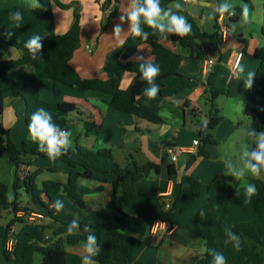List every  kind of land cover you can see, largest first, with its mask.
<instances>
[{
    "label": "crops",
    "instance_id": "obj_1",
    "mask_svg": "<svg viewBox=\"0 0 264 264\" xmlns=\"http://www.w3.org/2000/svg\"><path fill=\"white\" fill-rule=\"evenodd\" d=\"M68 5L67 9H60L52 4V23L43 25L37 31L38 35L45 37L42 53L37 59H32L25 66L11 69L8 76L16 81L26 82L35 86L41 99L50 103H72L76 111L67 115L68 131L71 132V144L68 149L76 145L88 149L107 148L112 152L114 161L122 168L137 164L154 163L159 170L151 173L147 178L137 183L136 199L126 209L127 220L132 232L136 234L139 228L140 216L144 218V231L140 236L143 242L133 253L128 264H205V241L193 232L194 216L200 206L206 203V186L219 171H226V162L232 161L240 165L242 146L251 148V139L247 130L251 128L250 119L244 114V105L250 100L249 89L244 88V81L238 80L233 72V63L238 54H241L239 65L248 72L256 73L259 60L255 53H264V0H250L249 23L243 24L242 15L238 21H229L231 15L225 14L223 18L217 14L212 26L206 19L212 7L222 0H199L198 3L184 4L183 10L175 9L176 3H170L178 14H186L195 22L201 36L196 39V51L183 48L178 43L162 41L170 51L181 56L179 72L191 76V86L174 97L148 99L145 93L137 97V104L158 112L162 123L154 124L123 112H113L107 107L109 98L98 92H80L65 86H60L61 96L55 97L52 93L53 81L42 78L40 72L50 58L51 39L55 35L66 33L72 22L73 12L77 9L80 14V45L70 60V66L82 79L105 80L102 72L106 57L119 48L117 41L112 37L113 27L119 22L122 11L126 8L127 0H109V5L102 9L107 0H59ZM235 8L246 4L243 0H229ZM20 7L32 9L29 0H0V10ZM113 9L115 17L107 22V16ZM186 13V14H185ZM220 24L224 26L226 34L221 36ZM236 24V31L231 26ZM215 25L218 28L215 36ZM102 26L106 29L101 33ZM122 27L125 31L128 24ZM129 35L126 36V39ZM219 42V49L216 48ZM20 52L14 48L0 49V62L13 61L20 58ZM137 56H143L153 61L151 47L140 45L136 52L123 63L126 71L120 82V88L126 89L133 78L140 74ZM213 60L215 65L212 71V88L219 92L214 99L218 116L222 117L219 124L212 130L215 144L193 146L198 140L200 125H206L211 112L212 93L207 81L202 77L203 63ZM208 76V75H207ZM229 76L231 79L228 80ZM207 78V77H206ZM205 78V79H206ZM93 122L92 130L87 132L86 122ZM0 131H4L14 146L21 150L23 143L25 151L32 149L39 154L22 158V164L35 173L33 185L41 189L45 182L64 184L67 180L68 166L62 157L50 159L45 153L38 151V144L29 135L25 124V106L18 97L4 99V107L0 115ZM176 152L177 158L171 161L167 150ZM203 149L205 156H199L198 151ZM192 162L187 166L188 162ZM20 165V166H21ZM173 166L176 172V181L168 179V168ZM19 169V168H18ZM16 167L10 161L6 151L0 154V182L7 185L8 194L16 174ZM227 182L234 187L235 193L229 204V214L222 222L225 228L227 222L231 228L239 223L253 221L257 214L253 207L252 196L246 194L245 183L256 187L257 195H262L261 183L264 174L259 178L249 174L243 181H237L226 176ZM197 182L200 185L198 196H193L191 188ZM79 183L86 189L83 195V204L89 211L112 218L113 214L121 208L120 192L113 195L112 186L100 184L95 181L80 179ZM171 193L172 208L167 226L169 235L162 240L153 241L149 235L151 226L160 221L164 212L161 195ZM7 194V196H8ZM18 210L15 214L20 222L12 227L14 245L27 238L33 242L54 241V230L58 227L50 217L44 214L50 209L56 214L53 207L54 199L51 195L41 193L38 203L34 202L30 193L24 189L19 191ZM13 195V193H12ZM13 218L10 210L0 209V264H15V258L6 259L4 254V231L6 225ZM40 227L43 228L41 231ZM84 229V228H83ZM83 229L78 234H88ZM230 228H228L229 230ZM12 247V249H13ZM11 253L12 251H7ZM64 264H83V243L65 247ZM37 256L40 260L36 263ZM42 256L34 254L33 264H41Z\"/></svg>",
    "mask_w": 264,
    "mask_h": 264
},
{
    "label": "trees",
    "instance_id": "obj_2",
    "mask_svg": "<svg viewBox=\"0 0 264 264\" xmlns=\"http://www.w3.org/2000/svg\"><path fill=\"white\" fill-rule=\"evenodd\" d=\"M180 0H161V6L168 8L170 3ZM247 5L250 0H243ZM42 8L24 9L14 7L0 10V49L14 48L20 52L17 60L0 62V115L4 107V99L7 97H18L25 106V124L28 127L32 114L39 108H44L52 114L53 121L60 128L68 130L66 117L75 112L76 107L72 103L60 102L50 104L41 99L38 89L26 82L16 81L8 76V71L14 68L25 66L32 61L27 49L24 47L29 37L36 35L40 27L52 23V4H56L60 9H67L69 6L62 4L59 0H40ZM109 5V0L102 6V9ZM20 10L23 13V23L18 29L9 28L10 12ZM236 15H231L229 21L235 23L241 16L242 8H235ZM116 10L107 16V22L115 17ZM186 14V13H185ZM189 23L192 25V34L186 37L169 35L167 39L159 35H150L147 41L140 38H133L131 35L126 39L123 47L109 53L106 57L102 72L106 75L105 80L82 79L70 66V60L74 52L80 45V14L77 9L73 12V22L69 30L63 35H55L51 39V52L48 62L40 72L42 78L52 80V93L55 97L61 96L60 86H65L80 92H98L109 98L107 107L113 112H123L137 118L146 120L154 124L162 123L158 112L137 104V97L145 93L148 87L146 81L141 78V74L136 75L128 87L124 90L120 88V82L126 71L123 63L130 58L142 44L151 47L153 63L160 68V74L156 78V83L160 87L158 96L160 98L174 97L191 86L193 78L182 75L179 72L181 56L167 49L162 41L178 43L183 48H190L196 51V39L201 36L195 22L186 14ZM106 26H102L101 33ZM215 36L218 28L215 25ZM12 31L14 34L8 39L6 33ZM145 31L152 30L145 26ZM219 42L216 48L219 49ZM255 58L259 60V66L254 76L253 86L249 89L250 100L244 105V114L251 121V129L256 131L264 130V53H255ZM215 72V69L212 71ZM212 93L211 112L206 125H200L198 129V143L203 145L215 144L212 130L219 124L222 117L218 116V110L214 99L219 92L209 87ZM86 130L89 132L95 125L93 122H86ZM0 137V154L6 151L10 161L16 169L22 164V158L35 156L39 153L35 150L25 151L26 144L23 143L21 150H18L8 135L4 131ZM251 147L253 145L251 144ZM199 156H205L206 152L201 149ZM63 162L69 168L66 183L45 182L41 189L33 185L35 173H31L24 179L16 174L11 186L13 199H8V187L0 182V209L10 210L13 218L8 222L4 231L3 245L4 254L7 260L15 258V264H33V256L39 253L42 256L41 264H64L65 247L83 243L87 235H70L67 227L73 219H78L80 229L88 226L96 235L100 245V252L93 257L96 264H128L134 251L143 244L140 236L144 231V218L140 216L137 234L132 232L130 223L127 220L126 209L128 205L136 199L135 187L138 182L147 178L152 172L157 173L159 167L154 163L137 164L133 162L132 167L122 168L113 159L112 152L104 147L88 149L76 145L73 149H68L61 155ZM192 162H188L187 166ZM264 174V173H262ZM176 172L173 166L168 168V179L176 181ZM80 179H87L100 184L112 186L113 195L120 192L121 208L112 218H106L99 213L89 211L83 204V195L86 189L79 183ZM262 195H253L252 202L257 218L253 221L239 223L232 228L241 237V248L237 251L232 244H225L226 232L223 230L222 222L229 214V204L235 189L226 179L225 173L219 171L215 174L206 186V203L199 207L193 223V232L205 241L206 248H214L222 252L227 259V264H264V182L261 184ZM24 189L30 193L34 202L38 203L41 193L52 196L55 200L63 202V209L56 214H52L50 209H45L44 214L58 224L54 230V241L46 243L44 241L33 242L30 239H23L17 242L11 253L5 250L7 234L12 230L16 222H20L15 214L19 209V191ZM200 185L194 182L191 193L198 196ZM203 211L204 216L200 213ZM170 212L164 211L160 216V221L169 222ZM41 231L43 230L40 227ZM212 257L205 251V264H211Z\"/></svg>",
    "mask_w": 264,
    "mask_h": 264
},
{
    "label": "clouds",
    "instance_id": "obj_3",
    "mask_svg": "<svg viewBox=\"0 0 264 264\" xmlns=\"http://www.w3.org/2000/svg\"><path fill=\"white\" fill-rule=\"evenodd\" d=\"M199 0H184V3L196 4ZM32 9L42 8L40 0H29ZM175 9L183 10L184 4L177 2L174 5ZM249 7L247 4L242 5V22L249 23ZM122 15L119 17V22L114 25L112 37L117 41L119 47H123L126 43V36L131 35L133 38H140L147 41L150 35H159L161 38L167 39L169 35H176L181 38L192 34V25L184 15L178 14L173 10V7L164 8L161 6V0H127V5ZM221 18L225 14L236 15L235 6L229 0H222L221 3L212 7L211 12L206 19L211 21L217 17ZM23 13L20 10L10 12L9 14V28L18 29L23 23ZM127 22L128 29L124 30L122 25ZM145 26L151 29V32L145 31ZM236 24L231 26L232 32L236 31ZM12 31H8L6 36L11 39ZM45 37L41 35H33L26 40L24 47L27 49L29 55L33 59L38 58V54L42 53L43 40ZM136 61H139V72L141 78L146 81L148 87L144 89L145 95L148 99L157 97L160 91L159 85L156 83V78L160 74V68L153 63L151 59H145L143 56H137ZM233 72L238 80L244 81V88L250 89L254 83L255 74L248 72L244 75L245 69L243 66L237 64ZM30 138L38 144V151L45 153L50 159H56L67 152L71 141V132L62 129L57 125L52 118V114L44 108L37 109L31 116L28 125ZM247 136L251 139L253 147L242 146L240 155V165L234 164L232 161L226 162L225 176H231L237 181L245 180V177L251 176L259 178L264 173V130L256 131L254 129L247 130ZM248 197L255 195L256 187L253 184L245 183L243 185ZM8 199H13L12 193L8 194ZM63 202L55 200L53 207L56 211L63 209ZM204 216L203 211L200 213ZM80 230V223L78 219L70 221L67 232L70 235L76 234ZM88 233L87 239L83 242L82 257L83 264H96L93 259L100 252V245L94 232L88 227L83 229ZM232 244V246L239 251L241 248V237L235 232L229 230L226 232L225 244ZM206 253L212 257L211 264H227V259L222 252L214 248H206Z\"/></svg>",
    "mask_w": 264,
    "mask_h": 264
},
{
    "label": "built area",
    "instance_id": "obj_4",
    "mask_svg": "<svg viewBox=\"0 0 264 264\" xmlns=\"http://www.w3.org/2000/svg\"><path fill=\"white\" fill-rule=\"evenodd\" d=\"M184 1V0H183ZM220 28H221V36L223 38V36L226 34L225 32V28L223 25L220 24ZM242 55L238 54L234 60L233 63V68L234 69L236 67L237 64L240 63ZM214 61L213 60H205L203 63V69H202V77L204 79V81L206 80L205 78L207 77V75L212 71V69L214 68ZM231 79V76H229L228 80ZM0 137H1V132H0ZM193 146H197L198 145V141L194 140L193 141ZM168 154L170 155V159L171 161H175L177 158L176 152L172 149H168L167 150ZM31 174L30 169H28L27 166L25 165H21L19 167V169L17 170V175L19 178L24 179L25 177H27L28 175ZM161 198L163 199V208L164 211H169L172 208V198H171V193L165 192L164 194L161 195ZM169 228L167 226V222H163V221H158L156 223H154L149 231V235L151 236V239L153 241H157L159 239H163L168 237L169 233ZM12 247H13V239H12V230L9 231V233L7 234V240L5 243V250L6 251H12Z\"/></svg>",
    "mask_w": 264,
    "mask_h": 264
},
{
    "label": "rangeland",
    "instance_id": "obj_5",
    "mask_svg": "<svg viewBox=\"0 0 264 264\" xmlns=\"http://www.w3.org/2000/svg\"><path fill=\"white\" fill-rule=\"evenodd\" d=\"M176 3H177V1H176ZM214 22V20H211L210 21V23H209V25L210 26H212V23ZM225 228H223V230L225 231V232H227V231H229V230H232V228H231V226L227 223V222H225ZM223 227V226H222ZM228 228H230L229 230H228ZM261 251H262V253H264V249H261ZM38 260H40V256H37V258H36V263L38 262Z\"/></svg>",
    "mask_w": 264,
    "mask_h": 264
},
{
    "label": "water",
    "instance_id": "obj_6",
    "mask_svg": "<svg viewBox=\"0 0 264 264\" xmlns=\"http://www.w3.org/2000/svg\"><path fill=\"white\" fill-rule=\"evenodd\" d=\"M212 78H213V74L212 73H209L207 78H206V81H207V85L208 86H211L212 85Z\"/></svg>",
    "mask_w": 264,
    "mask_h": 264
}]
</instances>
